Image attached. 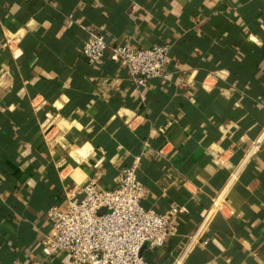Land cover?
I'll return each instance as SVG.
<instances>
[{
    "label": "crops",
    "instance_id": "obj_1",
    "mask_svg": "<svg viewBox=\"0 0 264 264\" xmlns=\"http://www.w3.org/2000/svg\"><path fill=\"white\" fill-rule=\"evenodd\" d=\"M93 29L170 45L169 78L90 65ZM133 166L146 208H180L150 264H264V0H0V264H71L48 211ZM222 192L237 214L191 242Z\"/></svg>",
    "mask_w": 264,
    "mask_h": 264
},
{
    "label": "built area",
    "instance_id": "obj_2",
    "mask_svg": "<svg viewBox=\"0 0 264 264\" xmlns=\"http://www.w3.org/2000/svg\"><path fill=\"white\" fill-rule=\"evenodd\" d=\"M170 49L168 44L143 48L113 45L103 32L93 29L83 56L95 65L109 55L127 68L138 87H146L150 80L169 78ZM83 192V197L69 196L65 208L54 206L48 211L52 229L41 240L48 256L64 251L71 264H150L143 248L147 244L151 249L163 247L178 233L176 215L180 208L163 213L146 208L143 200L148 189L139 179L136 166L123 169L113 189L101 187L96 177L87 182ZM217 214H237L235 208L228 206L224 192L213 198L207 216L190 237L191 242L203 235Z\"/></svg>",
    "mask_w": 264,
    "mask_h": 264
}]
</instances>
